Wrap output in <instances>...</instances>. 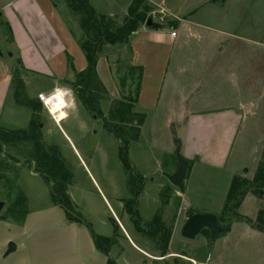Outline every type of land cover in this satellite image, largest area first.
<instances>
[{
    "label": "rangeland",
    "instance_id": "obj_1",
    "mask_svg": "<svg viewBox=\"0 0 264 264\" xmlns=\"http://www.w3.org/2000/svg\"><path fill=\"white\" fill-rule=\"evenodd\" d=\"M259 1L243 2L255 4V12H258ZM131 2L95 0L93 3L97 13L120 24ZM61 7L68 10L63 0ZM248 11L253 9H247V17L241 24L251 18ZM152 12L153 9V21H157L159 14ZM65 21L77 42L72 34L73 31L76 36L81 35L76 17L69 12ZM3 28L0 22V29ZM160 29L177 33L175 40L180 42V55L171 59L157 103L147 104L150 98L145 93V108L133 106V111L143 114L144 119L137 140L129 141L124 151L133 174L144 180L138 197V214L142 220L151 222L159 211L162 226L171 231L167 252L175 254L157 258L160 253L148 249L144 238L134 230L122 204V199L131 195L127 186L128 171L119 159L121 144L103 129L101 118L94 119L80 105L74 91L65 87L70 92L69 108L73 114H69L61 126L73 140L77 154L42 107L38 114L39 136L46 145L57 147L70 170L67 193H71L69 196L73 197L71 200L84 222L68 221L63 209L49 206L53 205L50 188L34 168L5 165L4 173L13 179L15 190L6 195V188L0 187V200L4 201L0 211V264H106V256L94 248L92 231L106 237L115 235L117 242L109 250V256L116 264H264V232L256 226L264 199L258 194L246 193L237 209L239 214L252 218L247 224L254 232L245 230L240 220H232L222 235H213L206 229L192 239L181 235V228L192 213H210L220 218L232 177L251 180L257 171L264 148V48L254 44L264 42V34H188L180 27L171 28L168 23H163ZM229 36L232 38L227 41ZM105 46L103 66L114 85V95L108 93L97 76L109 98L121 100L118 78L126 73L125 65L132 64L130 48L118 44L107 49ZM232 46L239 49L240 54L231 55L228 49ZM223 47L224 50H220ZM249 48L260 50L249 52ZM34 80L26 85L27 93L49 92L48 81L37 77ZM11 86L15 100L12 82ZM26 91L23 84L25 95L36 100V95H28ZM167 95L169 102L164 100ZM109 106V101L101 102V112L106 117ZM188 121L190 125H186ZM27 124L18 129L26 128ZM0 126L3 127L1 122ZM187 138L188 147L200 153L201 162L184 157L183 143ZM177 147L179 154L189 162L183 192L164 175L176 167ZM7 150L12 154L18 152L12 147ZM33 173L38 176H30ZM17 191L26 198L23 202L26 214L22 219L10 216L7 211L14 203L17 205L13 209L15 214L23 208L17 204ZM113 220L136 239L138 247L157 257L145 255L119 235L122 231L113 229ZM9 242L15 249L6 253Z\"/></svg>",
    "mask_w": 264,
    "mask_h": 264
},
{
    "label": "trees",
    "instance_id": "obj_2",
    "mask_svg": "<svg viewBox=\"0 0 264 264\" xmlns=\"http://www.w3.org/2000/svg\"><path fill=\"white\" fill-rule=\"evenodd\" d=\"M55 0H53L54 2ZM69 12L76 17V26L80 30V37L76 36L77 44L81 49L86 65L81 71L75 72L72 67V60L67 56L68 69L74 72V80L61 79L62 85H69L74 91L80 105L94 118L102 120V127L105 131L112 134L119 140V159L123 168L128 171L127 186L130 197L122 199L125 213L133 223L134 230L140 234L147 243L148 249L158 251V257H164L167 254V246L171 231L164 228L160 222L159 211L153 216L151 222L141 219L138 214V197L143 186V178L133 174L130 163L126 156V149L129 141H135L138 138L139 126L143 122L144 116L141 113L133 111L140 88L142 67L139 65L126 64V73L120 76L119 88L122 99H110L103 84L96 73V65L99 56L104 52L105 45H121L129 48V36L138 28L142 27L147 18H152V7L147 0H132L127 8L123 21L116 24L111 18L102 13H97L91 6L89 0H63ZM1 22V18H0ZM2 23V22H1ZM3 29H0V36L3 41H11V31L7 22H3ZM120 63L119 60L116 61ZM23 72V66L19 58L14 60L11 82L14 85L15 101L18 105L25 106L31 111L27 127L24 129H9L0 126V187L4 186L11 195L15 190L14 181L4 173L5 165H23L28 168H34L50 188V203L63 209L68 221L84 222L81 220L80 213L67 193V187L70 183V170L65 166L59 155L56 146H48L40 138V122L38 121L41 104L32 98H29L23 92V82L20 75ZM133 87V89H132ZM125 93V94H124ZM109 101L110 108L108 117L101 112V102ZM13 148L18 152L12 154ZM261 158L257 165V171L251 180L234 175L226 195L224 207L222 209L219 222L226 229L229 228L232 220H240L250 224V218L238 213L237 209L246 193L255 194L264 199V148ZM17 193V204L23 208L17 214L13 208L8 207L10 216H16L22 219L26 214V207L23 203L26 201L22 192ZM166 202V200H164ZM4 217V216H3ZM6 217V216H5ZM257 228L264 232V206L257 213ZM88 225V223H87ZM140 225H143L141 228ZM118 224L113 220V229H118ZM208 231V230H207ZM227 231V230H226ZM92 240L97 251L106 256V264H116L109 256V250L116 244L115 235L110 237L95 234L93 231Z\"/></svg>",
    "mask_w": 264,
    "mask_h": 264
},
{
    "label": "crops",
    "instance_id": "obj_3",
    "mask_svg": "<svg viewBox=\"0 0 264 264\" xmlns=\"http://www.w3.org/2000/svg\"><path fill=\"white\" fill-rule=\"evenodd\" d=\"M59 1L58 3L55 1L53 2V0H3L0 2L1 22H7L11 31L10 42L3 41L0 36V122L1 125L6 128H22L27 124L31 113L29 108L18 105L12 97L11 73L14 60L19 58L23 66L21 77L25 91L26 85L35 81V77L43 81H48L50 90H52V88H62L67 101L66 116L63 117L58 124L55 123L52 118L51 120L58 128L65 142H67L74 153L77 154V149L74 146L73 140L66 129L61 126V123L68 119L69 114H73L69 108L71 104H69L71 101L69 96L70 92L66 91L65 86L59 85L58 82L61 79H73L74 72L68 69L67 56L71 57L73 71L75 72L84 69L86 61L81 49L72 37L65 23V19L69 12L67 9H62L61 0ZM90 1L93 8L97 10L96 5L93 3L95 0ZM147 1L151 3V7L153 8L152 14H155V12L159 14V16L156 17V22L162 25L163 23H168L171 28L180 27L187 31L188 34H264V0L259 1L258 12H255V4L251 5L250 3H244V0ZM249 7L253 9L252 12H247V14L250 13L251 18H247L248 21L241 24L242 20H245L247 17L245 13ZM241 25H243V27H241ZM172 31L173 30L148 29L142 26L133 31L129 36V48L131 52L130 61L133 65L142 67L139 95L135 103V109L137 106L141 110L145 108L147 102V99H143L145 93H148L150 98L147 104L157 103L161 96L160 86L165 79L171 59L172 57L177 59L176 55H180L178 51L180 50V42H176L177 33L172 36ZM229 38H232V36H229L227 41ZM256 44L264 48L263 41L255 42L254 45ZM112 46L113 45H106L105 49ZM174 48H176V50H174ZM220 50H224V47ZM247 50H249V52H259L260 49L249 48ZM228 51L231 55L240 54V50L234 46L230 47ZM8 52H11V56L7 55ZM104 53L106 52H103L98 58L96 72L107 88L108 93L114 95V85L103 66L105 65ZM28 79L31 80L29 81ZM37 92L44 91L38 90L36 93ZM36 93L31 94L29 92L27 94L35 96ZM164 100L169 102V95H167V98ZM41 116L40 114V117ZM196 116L197 115H195L194 118H196ZM190 123L191 121H188L186 125H190ZM65 124L68 125V122ZM43 127H45L44 123H42L41 128ZM77 131L80 133L79 128ZM187 142L188 138L185 139L183 143L184 157L192 162H201L200 153L188 147ZM32 175L38 176L35 173L30 174V176ZM68 187H70V185ZM68 189L69 188H67V190ZM68 193L71 195L69 191ZM113 216L116 220L117 216L115 213ZM241 222L245 225V230L254 232L251 228L252 226L248 225L246 222ZM118 225L120 226L118 230L122 231V234L119 235L124 236L131 245L145 255H151L138 247L135 244L136 239L130 236L129 232H126L120 223ZM170 254L175 253L167 252L163 258L168 257ZM151 257L154 258L157 256L151 255ZM190 259L194 262V259Z\"/></svg>",
    "mask_w": 264,
    "mask_h": 264
},
{
    "label": "water",
    "instance_id": "obj_4",
    "mask_svg": "<svg viewBox=\"0 0 264 264\" xmlns=\"http://www.w3.org/2000/svg\"><path fill=\"white\" fill-rule=\"evenodd\" d=\"M58 1L59 0H55V2ZM143 26L148 29H160L163 27L162 24L153 21V19L150 17L147 18ZM7 55L11 56V52H8ZM63 86L70 88V86L66 84ZM175 158H176V167L174 171L171 173H164V175L168 179L170 184L177 187L180 192H183L184 190L183 182L187 174L189 162L179 154L178 147L175 149ZM244 171L246 172V170ZM3 207H4V201L0 200V211L2 210ZM204 229L208 230L213 235H222L227 230L226 227L223 224H221L218 218L213 214L192 213L189 216H187L181 228V235L185 238L192 239ZM14 249H15V245L12 242H9L6 253Z\"/></svg>",
    "mask_w": 264,
    "mask_h": 264
},
{
    "label": "built area",
    "instance_id": "obj_5",
    "mask_svg": "<svg viewBox=\"0 0 264 264\" xmlns=\"http://www.w3.org/2000/svg\"><path fill=\"white\" fill-rule=\"evenodd\" d=\"M171 35L174 36L175 32L172 31ZM58 91H61L62 98L63 100H65V102H62V100L58 98ZM36 99L41 104L42 108L52 118V120L58 124V122H60L61 120H58L56 118V112H52V107L58 105V111L62 109L66 111L67 101L62 88H52V90L49 92H38L36 94Z\"/></svg>",
    "mask_w": 264,
    "mask_h": 264
},
{
    "label": "bare ground",
    "instance_id": "obj_6",
    "mask_svg": "<svg viewBox=\"0 0 264 264\" xmlns=\"http://www.w3.org/2000/svg\"><path fill=\"white\" fill-rule=\"evenodd\" d=\"M58 98L60 100H62V102H65V100H63V98H62V95H61L60 91H58ZM52 112H56V118L58 120H61L63 117L66 116V113H65V111L63 109L58 111V105L52 107Z\"/></svg>",
    "mask_w": 264,
    "mask_h": 264
}]
</instances>
